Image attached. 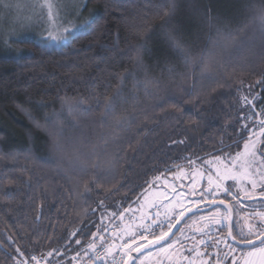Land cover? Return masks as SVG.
<instances>
[{
  "label": "trees",
  "instance_id": "1",
  "mask_svg": "<svg viewBox=\"0 0 264 264\" xmlns=\"http://www.w3.org/2000/svg\"><path fill=\"white\" fill-rule=\"evenodd\" d=\"M83 14L59 47L0 53V264L61 263L158 178L239 147L246 115L259 125L264 0H86Z\"/></svg>",
  "mask_w": 264,
  "mask_h": 264
},
{
  "label": "rangeland",
  "instance_id": "2",
  "mask_svg": "<svg viewBox=\"0 0 264 264\" xmlns=\"http://www.w3.org/2000/svg\"><path fill=\"white\" fill-rule=\"evenodd\" d=\"M85 4L86 0H0V53L10 51V43L27 39H35L46 46L65 44L90 21L89 16L83 14ZM249 93L247 100L250 101L253 93ZM257 110L262 125L253 124L254 116L246 115L247 124L243 126L248 135L239 147L158 178L130 207L116 216L106 213L101 218H107L103 220L104 224L116 217L109 242L124 244L126 258L141 242L137 239L141 233L151 232L145 239L162 235L178 214L224 196L237 201L233 229L238 242L250 243L262 236L264 203L260 200L264 201V108ZM221 211L215 208L209 213L191 217L181 233L198 219L210 220L211 223L222 218L224 225L225 215ZM107 241L103 239L101 243ZM168 249V246L161 248L162 251ZM151 255L143 257L139 263L152 264L154 259ZM166 258L167 252L159 258L161 264H166ZM219 264H264V243L249 250L229 249Z\"/></svg>",
  "mask_w": 264,
  "mask_h": 264
},
{
  "label": "flooded vegetation",
  "instance_id": "3",
  "mask_svg": "<svg viewBox=\"0 0 264 264\" xmlns=\"http://www.w3.org/2000/svg\"><path fill=\"white\" fill-rule=\"evenodd\" d=\"M218 201L221 200L219 199ZM230 206L234 214L235 210L232 205ZM221 212L225 215L224 225H222L221 223L222 218L221 220L214 219L213 221H211V223H209L210 220L198 219L197 222L194 223L190 228L183 230V232L181 233L184 224L187 222L186 221L179 232L174 236V238L165 246H163H168V250L162 251L161 247L157 250L146 253L140 257L135 258L134 264H140L139 260L149 254H152L151 256L154 259L152 261V264H161L162 261L159 260V258H161V256H163L165 252H167L166 264H219L221 257L227 255L229 249L240 250L230 244L226 234V212L224 210H222ZM233 225L234 222L232 223L231 227L232 236L233 239L238 242L234 235ZM197 229H200V231L194 232ZM143 245L144 244L140 243L137 248L131 252L132 255Z\"/></svg>",
  "mask_w": 264,
  "mask_h": 264
},
{
  "label": "water",
  "instance_id": "4",
  "mask_svg": "<svg viewBox=\"0 0 264 264\" xmlns=\"http://www.w3.org/2000/svg\"><path fill=\"white\" fill-rule=\"evenodd\" d=\"M256 121L258 124H260V119L258 115H256ZM215 208H220L226 212V218H227L226 234L232 246L240 250H249V249L258 247L264 243V234L260 236L257 240L252 241L250 243H240V242L235 241L233 239L232 230H231L232 223L234 222V214H233V210L231 206L228 203L223 202V201H214L211 203L201 205L199 207L192 208L182 213L166 235H164L163 237L159 239L147 242L145 245L137 249L133 255H130L127 258V260L124 262V264H134L135 258L140 257L146 253L152 252L154 250H157L165 246L167 243H169L174 238V236L179 232L183 224L189 218L196 216V215L207 213Z\"/></svg>",
  "mask_w": 264,
  "mask_h": 264
},
{
  "label": "built area",
  "instance_id": "5",
  "mask_svg": "<svg viewBox=\"0 0 264 264\" xmlns=\"http://www.w3.org/2000/svg\"><path fill=\"white\" fill-rule=\"evenodd\" d=\"M148 231V230H147ZM147 231L141 233L138 236L139 240H145L149 236ZM112 232V225L109 226L102 234L97 236L93 242H91L85 249L75 253L59 264H122L125 247L124 244H113L114 249L109 254V247L106 244L101 243L103 239L107 240L109 233ZM18 264H27L19 262ZM32 264H47L45 255H40L33 260Z\"/></svg>",
  "mask_w": 264,
  "mask_h": 264
}]
</instances>
